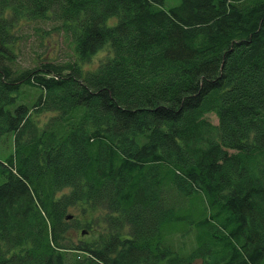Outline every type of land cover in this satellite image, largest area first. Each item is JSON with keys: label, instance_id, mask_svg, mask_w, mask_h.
<instances>
[{"label": "trees", "instance_id": "16d2710c", "mask_svg": "<svg viewBox=\"0 0 264 264\" xmlns=\"http://www.w3.org/2000/svg\"><path fill=\"white\" fill-rule=\"evenodd\" d=\"M24 19L59 22L74 59L15 68ZM8 132L0 264H264V0H0ZM79 206L101 215L74 241Z\"/></svg>", "mask_w": 264, "mask_h": 264}, {"label": "rangeland", "instance_id": "374dc122", "mask_svg": "<svg viewBox=\"0 0 264 264\" xmlns=\"http://www.w3.org/2000/svg\"><path fill=\"white\" fill-rule=\"evenodd\" d=\"M178 1L179 0H166V5H174L178 3ZM113 20L114 19H111L109 23ZM14 32L16 36L15 42H17L14 48V51L16 52L14 66L19 70L27 67H34L41 61L50 60L54 62H68L74 59L72 39H70V36L65 33L61 24L56 20L47 19L44 21H32L24 19L15 26ZM103 48L108 50L107 47ZM24 93L30 94L25 99V101L30 103L34 96L33 90L26 87ZM207 116L210 121L217 123L218 120L213 113L208 114ZM13 148L14 140L13 135L10 132L5 133V135L0 137V162L5 161L7 157L13 154ZM4 180L5 178L0 173V183L4 182ZM81 209V206H79L74 207V209L70 211V213L75 215L76 219L79 221V228L70 233V236L74 241L77 239L86 240L89 235L88 233H82L83 231H86L83 223L86 219H95L101 215L98 211H82ZM100 229L101 228H95L94 226L92 230L95 233ZM174 231V234H171L168 240L174 248L178 249L185 255V253L189 252V250L196 245V241L193 239L195 232L191 230L185 233V235H182V230H177L178 232H176V230ZM91 236L92 235H90V237ZM196 264H200V261L197 260Z\"/></svg>", "mask_w": 264, "mask_h": 264}, {"label": "clouds", "instance_id": "9594fccd", "mask_svg": "<svg viewBox=\"0 0 264 264\" xmlns=\"http://www.w3.org/2000/svg\"><path fill=\"white\" fill-rule=\"evenodd\" d=\"M110 58L111 54L106 48L97 49V51L91 55L89 61L82 62L81 71L86 74L96 73Z\"/></svg>", "mask_w": 264, "mask_h": 264}, {"label": "water", "instance_id": "95a60500", "mask_svg": "<svg viewBox=\"0 0 264 264\" xmlns=\"http://www.w3.org/2000/svg\"><path fill=\"white\" fill-rule=\"evenodd\" d=\"M72 217V215H70V216H68V218H71ZM83 233V232H82Z\"/></svg>", "mask_w": 264, "mask_h": 264}]
</instances>
